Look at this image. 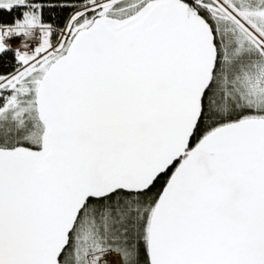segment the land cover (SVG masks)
Wrapping results in <instances>:
<instances>
[{
    "label": "snow or ice",
    "instance_id": "1",
    "mask_svg": "<svg viewBox=\"0 0 264 264\" xmlns=\"http://www.w3.org/2000/svg\"><path fill=\"white\" fill-rule=\"evenodd\" d=\"M0 264H264V0H0Z\"/></svg>",
    "mask_w": 264,
    "mask_h": 264
}]
</instances>
